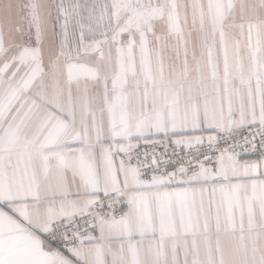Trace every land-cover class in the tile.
Masks as SVG:
<instances>
[{"label":"snow or ice","instance_id":"snow-or-ice-1","mask_svg":"<svg viewBox=\"0 0 264 264\" xmlns=\"http://www.w3.org/2000/svg\"><path fill=\"white\" fill-rule=\"evenodd\" d=\"M0 264H264V0H0Z\"/></svg>","mask_w":264,"mask_h":264}]
</instances>
